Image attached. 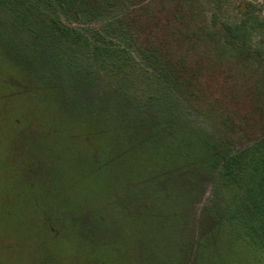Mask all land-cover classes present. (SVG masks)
<instances>
[{"label": "trees", "instance_id": "trees-1", "mask_svg": "<svg viewBox=\"0 0 264 264\" xmlns=\"http://www.w3.org/2000/svg\"><path fill=\"white\" fill-rule=\"evenodd\" d=\"M83 19L104 23L89 31ZM135 66L153 87L141 95L130 89ZM2 74L1 83L54 109L56 118L41 127L50 133L46 154L66 133L84 148L76 180L88 187L77 200L64 197V176L44 158H30L28 170L31 178L41 174L45 212L74 208L77 222L89 220L77 227L97 262L118 257V242L132 249L138 242L148 247L144 264H175V241L205 171L235 194L222 203L209 199L196 215L188 261L264 264L260 0H0ZM63 87L70 100L59 96ZM182 112L207 119L221 139H205ZM233 141L248 145L226 150ZM170 177L184 182L164 184ZM102 222L106 231L97 233Z\"/></svg>", "mask_w": 264, "mask_h": 264}, {"label": "rangeland", "instance_id": "rangeland-1", "mask_svg": "<svg viewBox=\"0 0 264 264\" xmlns=\"http://www.w3.org/2000/svg\"><path fill=\"white\" fill-rule=\"evenodd\" d=\"M260 2L264 3L263 0ZM235 14L236 10L232 1L228 9V18L233 20ZM103 23L98 19H83L80 26L89 31H100ZM135 67L137 70L132 71L134 82L130 89L132 94L141 95L153 87L151 82L141 77L140 68ZM9 71L7 75L16 78L14 71ZM3 77L7 78L5 74L0 75V78ZM103 82L101 77L98 84L102 88ZM61 89L58 94L63 100H70L69 97H73V93L68 92L67 87ZM135 103L133 102L134 105ZM180 116L183 122L200 129L205 139L213 141L221 139L220 130L202 116H191L186 112H182ZM54 117V109L49 104L29 99L0 82V264H102L100 261L97 262L93 253L90 254L89 242L82 241L80 238L84 230L83 226H80L82 229H78L77 223H86L89 220L83 216L82 221L79 219L77 222L79 215L74 208H71L73 213L70 210L56 212L52 209L45 212L43 210L45 197L39 181L41 174L36 171L33 178L29 175L33 173L28 170L29 161H32L30 158L39 156L44 158L50 166H55L59 174L64 176L62 181L66 187L64 197L77 200L74 198L76 193L81 194L87 191L88 185L80 184L76 180L79 170L83 168V165L78 162V157L81 156L84 148L73 141L70 133L64 134L61 140L51 142L52 148L49 154H46L42 148V144L49 142L50 133L43 131L41 127L44 128ZM16 120L19 122L16 123ZM55 123L53 125H56ZM247 145L248 143L239 144L233 141L231 144H226L225 149L232 152L239 151ZM89 155L94 156V152L91 151ZM32 164L38 169L35 162ZM216 176V172L209 174L205 171L197 175L195 181H197L198 189L192 197L193 201L191 200L192 208L195 210L188 207L184 229L175 241L177 247L174 248L178 253L175 264H190L188 248H190V238L194 239L196 236V215L202 212L209 199L222 203L234 197V191L225 189ZM183 182V179L179 177H170L163 183L179 186ZM58 190L60 195V189ZM183 209L186 210L185 207ZM106 220L113 223L114 216L107 215ZM189 220L192 224L190 227ZM102 224L103 227L96 228L97 233H105V224L104 222ZM91 232L94 230H90ZM109 232L115 233L114 228H111ZM155 237L159 238V234ZM137 241L140 242V239ZM158 242L159 245L162 244L160 240ZM138 244L134 242L132 249V245L127 246L124 242H118L115 253L119 256L115 258L110 255L108 262L105 261L103 264H144V260L148 261L146 258L148 247L139 248Z\"/></svg>", "mask_w": 264, "mask_h": 264}]
</instances>
